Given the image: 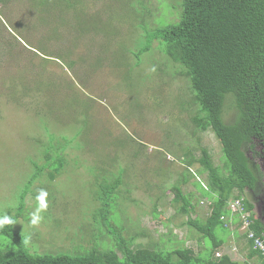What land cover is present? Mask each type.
<instances>
[{
    "label": "rangeland",
    "instance_id": "374dc122",
    "mask_svg": "<svg viewBox=\"0 0 264 264\" xmlns=\"http://www.w3.org/2000/svg\"><path fill=\"white\" fill-rule=\"evenodd\" d=\"M179 13L178 0H0L1 220L16 214L30 177L45 165L43 153L56 155L58 140L71 142L57 148L65 165L55 175L49 167L42 171L14 225L30 253L92 248L104 230L97 214L104 205L100 186L117 177L121 184L109 203L121 236L134 238L135 246L161 249L199 253L208 246L210 240L189 225L211 214L212 200L194 184L206 185V173L195 165L194 177L181 161L183 148L196 147L188 82L176 68V76L157 69V41L143 56L135 55L150 42L144 26L177 22ZM197 137L222 168V145L214 133ZM255 151L247 153L259 165L262 183L256 192L246 190L245 198L264 224V160L257 142ZM183 175L189 182L182 188L196 205L188 214L179 211L172 191ZM238 225L230 224L229 231L237 226L244 234ZM216 233L229 248L215 256L233 250L232 259L243 262L238 254L247 246L243 236L236 242L220 229Z\"/></svg>",
    "mask_w": 264,
    "mask_h": 264
},
{
    "label": "trees",
    "instance_id": "16d2710c",
    "mask_svg": "<svg viewBox=\"0 0 264 264\" xmlns=\"http://www.w3.org/2000/svg\"><path fill=\"white\" fill-rule=\"evenodd\" d=\"M178 5L177 22L160 21L158 27L145 23L150 42L135 55L143 56L157 41L161 55L157 69L176 76V68L188 82L196 109L190 119L196 147L183 148L181 161L194 177H198L193 169L195 165L200 166L198 173H206V185L193 183L200 187L202 195L212 200L211 214L204 223H189L204 239L210 240L206 249L196 253L187 247L135 246L134 238L121 236L122 225L117 216L110 215L109 203L121 184L117 177L113 183L100 186L102 193L98 196L104 205L97 214L104 230L96 235L92 248L87 251L81 248L74 253H30L23 237L14 231V225L23 214L27 192L42 171L49 167L55 175L65 165L63 153L57 148L64 150L70 141L65 140L63 144L58 140V146L52 143L56 155L43 153L45 165L43 168L39 165L38 171L30 177L16 214H10L13 222L0 227V264H247L227 254L215 256L226 242V237L216 232L220 229L226 235L231 234L229 225L239 223L241 227V217L249 212L246 220L251 230L257 235L264 234V224L255 218L254 206L245 198V191L256 192L263 177L259 165L249 158L247 151L251 149L258 154L257 142L262 146L260 156L264 160V0H178ZM138 27L143 28V25ZM230 111L234 115L232 119H228ZM208 131L213 132L222 145L223 170L215 165L210 149L197 137ZM188 182L183 175V180L172 186L175 202L181 207L179 211L185 214L196 206L182 188ZM236 200L240 201L242 211L233 213L229 207ZM230 215L233 218H229ZM243 235L252 247L248 257L257 256L259 264H264V256L253 249V240L246 233Z\"/></svg>",
    "mask_w": 264,
    "mask_h": 264
},
{
    "label": "built area",
    "instance_id": "2783aa9c",
    "mask_svg": "<svg viewBox=\"0 0 264 264\" xmlns=\"http://www.w3.org/2000/svg\"><path fill=\"white\" fill-rule=\"evenodd\" d=\"M240 206V201L236 200L231 203L229 208L233 213H238L242 211V207ZM243 229L245 230L244 233L247 234V237L253 240V249L259 251L261 255L264 256V234L257 235L253 230H251L250 222L246 219L243 222Z\"/></svg>",
    "mask_w": 264,
    "mask_h": 264
},
{
    "label": "crops",
    "instance_id": "0c3cea01",
    "mask_svg": "<svg viewBox=\"0 0 264 264\" xmlns=\"http://www.w3.org/2000/svg\"><path fill=\"white\" fill-rule=\"evenodd\" d=\"M229 218H233L232 217V215H230L229 216ZM261 220H263V219H261ZM236 229H237V226H236ZM229 235H232V239H235V241L236 242H238V240H240V237H242L243 236V241L245 242V244L247 245V246H245V247H243V248H241L242 250H240L239 251V255H240V258H242V259H244V261L243 262H247V264H252V261L251 260H255V258L257 257V256H254V257H252V258H249L248 256H249V253L251 252V250H252V247H251V245L248 243V240H247V238L246 237H244V235L241 233V232H239V231H237L236 230V232H232L231 234H229ZM228 242V241H227ZM227 242H225V245L227 244ZM226 247H228L229 248V246H224L223 248H221L222 250L224 249V250H226L225 248ZM241 247V246H240ZM227 248V249H228ZM235 248V247H234ZM243 250H246L247 251V256H245V255H243L244 254V251ZM233 250H231V251H227L228 252V255L231 257V252H232ZM235 251H236V249H235ZM234 253H232V255H233ZM232 258V257H231ZM239 262H242V261H239ZM260 263V261H259V258L257 257V259H256V261H255V264H259Z\"/></svg>",
    "mask_w": 264,
    "mask_h": 264
},
{
    "label": "clouds",
    "instance_id": "9594fccd",
    "mask_svg": "<svg viewBox=\"0 0 264 264\" xmlns=\"http://www.w3.org/2000/svg\"><path fill=\"white\" fill-rule=\"evenodd\" d=\"M47 196V193L46 192H43L39 197H38V200L41 201L42 203L45 201V198ZM45 208L47 207L46 203H44L43 205ZM40 217L36 216L34 217L32 220H31V223L33 225H36L39 221ZM13 221L8 218V217H5L2 221H0V227H3L4 224H10L12 223Z\"/></svg>",
    "mask_w": 264,
    "mask_h": 264
}]
</instances>
